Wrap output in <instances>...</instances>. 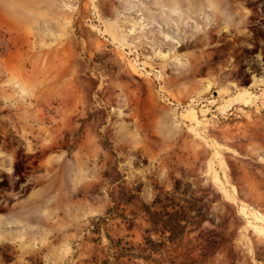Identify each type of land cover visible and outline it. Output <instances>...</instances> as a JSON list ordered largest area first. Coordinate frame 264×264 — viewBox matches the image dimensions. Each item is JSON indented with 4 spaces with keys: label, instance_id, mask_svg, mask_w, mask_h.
I'll return each instance as SVG.
<instances>
[{
    "label": "rangeland",
    "instance_id": "1",
    "mask_svg": "<svg viewBox=\"0 0 264 264\" xmlns=\"http://www.w3.org/2000/svg\"><path fill=\"white\" fill-rule=\"evenodd\" d=\"M0 264H264V0H0Z\"/></svg>",
    "mask_w": 264,
    "mask_h": 264
}]
</instances>
